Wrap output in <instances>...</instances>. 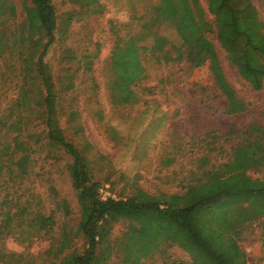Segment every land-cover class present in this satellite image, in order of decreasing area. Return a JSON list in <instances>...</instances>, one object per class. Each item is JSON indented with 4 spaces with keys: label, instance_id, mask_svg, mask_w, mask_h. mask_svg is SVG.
<instances>
[{
    "label": "rangeland",
    "instance_id": "rangeland-1",
    "mask_svg": "<svg viewBox=\"0 0 264 264\" xmlns=\"http://www.w3.org/2000/svg\"><path fill=\"white\" fill-rule=\"evenodd\" d=\"M1 1L0 33L12 45V35L33 6L27 0ZM99 1L101 14L73 0H53L57 8V40L45 59L55 77L59 125L91 160L93 178L102 183V198H128L140 189L159 197L181 193L201 172L205 161L209 165L228 161L239 133L256 123L264 131V86L259 90L252 87L230 61L219 41L207 0ZM253 2L264 21V0ZM159 4L169 7L168 18L153 24L151 30L157 34L142 40L150 48L143 53L142 79L131 85L137 101L120 104L112 94L113 45L118 35L145 37L151 30L143 31V25L156 17ZM185 16L189 29L183 37L169 17ZM124 24H129L127 29ZM183 41V47L192 52V61L175 59ZM13 46L0 56V112L7 111L17 97L19 56L31 49ZM213 59L220 61L237 90L240 105L236 112H230L226 96L216 85L210 70ZM71 83L74 87L67 89ZM20 106L14 109L15 115L24 111V105ZM38 115V109L30 111L23 123L32 158L30 174L10 176L6 170L1 171L0 185L9 183L0 186V199L17 198L20 209H27L28 214L40 207L46 213L54 210L58 224L50 235L40 237L27 220L23 234L18 231L7 235L0 244L8 252L22 253L24 264H54L55 257L47 251L51 239L55 237L56 241L66 230L77 228L80 207L68 170L72 157L59 145L47 143L45 124L37 119ZM16 130L8 125L1 127L0 143L17 134ZM256 135L257 131H253ZM248 174L264 177V168L251 169ZM66 210L70 213L65 215ZM128 224L125 220L112 223L109 239L115 248L107 264H129L121 253L117 254L119 239ZM244 235L241 246L248 254V264H264V219L248 226ZM83 244L82 238H75L68 250L81 252ZM142 261L191 264L188 254L177 246H162Z\"/></svg>",
    "mask_w": 264,
    "mask_h": 264
},
{
    "label": "trees",
    "instance_id": "trees-1",
    "mask_svg": "<svg viewBox=\"0 0 264 264\" xmlns=\"http://www.w3.org/2000/svg\"><path fill=\"white\" fill-rule=\"evenodd\" d=\"M27 1L33 10L12 35L14 44L5 42L8 38L0 33V56L12 49L13 45L31 48L29 53L22 52V56H19V90L15 101L8 107L11 111L0 112V128L8 125L17 129V134L0 143V172L6 170L10 176L13 173L30 174L32 158L24 138L23 123L30 111L38 109L37 119L45 124L47 143L59 145L72 157L68 170L80 207L77 228L66 230L64 236L56 241L55 237L51 239L47 251L55 257L53 263H109L112 249L115 248L109 239L112 223L125 220L129 223L128 229L120 237V249L117 251V254H122L125 263L144 264L142 260L155 254L160 247L168 249L177 246L188 254L191 264H248V254L241 241L248 226L264 219V177L255 178L248 174L251 169L264 168L263 128L256 123L251 129L239 133V141L228 161L211 165L205 161L201 172L191 178V183L181 193L159 197L140 189L136 195L128 198H102V183L93 178L91 160L65 136L59 125L55 77L45 59L50 46L57 40L56 5L53 0ZM207 1L215 18L219 41L230 61L252 87L262 89L264 21L253 0ZM73 2L94 14L103 11L99 0ZM0 4L4 3L1 1ZM170 7L174 12V8ZM167 9L168 6L159 4L156 17L145 23L142 30H151L153 24L168 18ZM169 19L180 36L184 37L189 29L188 18ZM128 26L124 24L125 29ZM155 34L152 30L145 37L137 34L126 38L116 34L110 63L114 75L112 94L118 103L137 101L131 85L142 79L145 69L143 53L150 48L142 40ZM183 46L184 41L177 47L176 61H192V52ZM210 70L217 87L228 100L230 112H236L240 105L237 90L227 79L220 61L211 60ZM72 87L73 83L67 89ZM20 105H24L25 109L15 115L14 109ZM253 131H257L256 136H253ZM235 132L237 130L234 129ZM202 159L206 160V157ZM8 183L4 181L0 186ZM7 200L0 199V241L18 231L23 234L27 220L36 236H47L55 231L58 224L56 211L46 213L40 207L28 214L27 209L26 212L20 209V200L15 197ZM14 207H18L16 211H13ZM64 213L70 212L66 210ZM78 237L84 241L83 251H69L72 240ZM22 256V253L6 251L0 244L1 264H24Z\"/></svg>",
    "mask_w": 264,
    "mask_h": 264
}]
</instances>
